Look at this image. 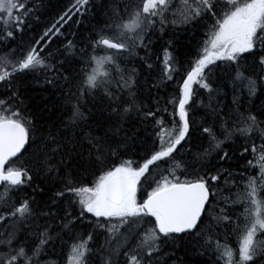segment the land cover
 Returning <instances> with one entry per match:
<instances>
[{
	"label": "snow or ice",
	"instance_id": "6c2138e0",
	"mask_svg": "<svg viewBox=\"0 0 264 264\" xmlns=\"http://www.w3.org/2000/svg\"><path fill=\"white\" fill-rule=\"evenodd\" d=\"M90 7V0H75L35 44L0 55V264H160L161 245L185 237L200 245L199 255L210 253L212 264H264V0H129L105 12L103 27L77 55L75 40H59L60 29ZM37 8L35 0H0V41L16 40ZM169 14L173 27L177 19L193 29L212 23L183 65L169 50L172 41L166 43L161 80L181 82L161 107V98L151 94L147 103L140 99L136 63L153 69L149 46L157 28L159 38L166 34ZM56 42L63 47L52 50ZM132 61L131 68L121 67ZM37 71L45 73L44 84L61 90L69 113L66 121L49 116L47 128L16 86ZM226 81L233 86V107L225 113L209 104L213 123L198 121L199 90L211 100ZM245 90L247 106L235 95ZM40 112L51 110L45 105ZM94 113L102 135L83 131ZM133 116L148 133L143 140L137 139L139 128L127 135ZM237 136L245 139L241 159L251 151L260 177H249L242 188L228 186L226 178L230 195L221 199L218 181L237 176L227 169L212 175L218 165L210 159L215 153L219 161L231 160L234 154L225 149ZM130 142L140 145L137 160L123 158ZM193 144L202 150L193 152ZM161 164L168 165V175L159 172ZM37 179L59 182L50 201L58 209L63 204V216L26 192ZM144 185L151 191L139 199ZM17 192L23 195L9 203ZM41 217L59 224H40ZM78 225L91 231L77 232Z\"/></svg>",
	"mask_w": 264,
	"mask_h": 264
},
{
	"label": "trees",
	"instance_id": "16d2710c",
	"mask_svg": "<svg viewBox=\"0 0 264 264\" xmlns=\"http://www.w3.org/2000/svg\"><path fill=\"white\" fill-rule=\"evenodd\" d=\"M28 2V0H25ZM75 2V0H35V3L38 5L36 11L33 12L31 18L28 21V26L25 27L23 33H16V40L3 42L0 41V55H3L7 51H11L12 49L17 48L18 45H23L27 47L29 44H35V41L40 38V36L45 32V30L54 24L59 17L71 7V5ZM129 0H90V4L95 5V7H90L89 10H81V12H77L72 16L71 20H68L67 23L63 25L60 29L63 33L60 36L59 40L64 41L67 40H75L76 48L74 52L79 55L81 49L88 43V41L95 36V33L103 27L100 21L106 19L105 12L107 11L109 15L111 14V9L116 5H123L124 3H128ZM179 3V0H177ZM103 4L104 7L101 8L100 5ZM123 12V7L119 9ZM171 14H169V23L166 28V34L160 37L159 28H157L156 34L152 37L154 43L149 46L150 51V61L153 63L154 67L152 70H147V66H141L142 62L136 63V67L141 72V75L138 77L139 83V91H140V99L144 102H149L145 100V97H148L151 94L152 98H161V107L164 106V101L170 99L177 89V85L179 82V77H175L173 80H161L162 70H163V49L166 46L168 41H172V47L169 49L173 55L180 61V65H183L186 60H191L193 55L197 52L198 47L202 45L203 41L206 39L205 33L209 30L212 21H208L206 25L202 24L197 26L196 29H193L188 26H184L177 19L176 26L173 27L171 24ZM63 23V22H62ZM55 39V38H53ZM43 46V45H41ZM52 50H55L57 47H63L58 42L52 44ZM88 51L91 53V49ZM103 54V53H101ZM47 55V52L44 53ZM126 55V54H125ZM139 56H145L146 53L143 49L138 50ZM133 62H127L126 64H121V67L131 68ZM179 66V65H178ZM77 68L80 65H76ZM44 76L45 73L43 71H37L36 73H29L26 76H23L21 79L17 81L16 86L20 90L21 98L24 100L25 104L28 106V111L37 115L38 123L43 122L45 124V128L49 126V116H51L52 120H59L61 115H63V119L66 121L69 117V113L65 111L64 98L62 96V92L60 89L52 88L50 85L44 84ZM175 76V74H174ZM159 84V87H153V85ZM41 85H43L41 87ZM198 87V86H194ZM3 91V89H0ZM201 96L197 98V104L200 105L195 112V118L200 121L203 120L207 124H212L214 120L212 108L208 107L211 104L216 108L217 111L228 112L230 108L233 107V99H234V91L233 86L230 82H225L224 84L219 85V92L213 93L212 99L209 100V95L207 92H204L203 89L199 90ZM235 95L241 96V99L246 103L247 92L244 91L241 94L239 91L235 93ZM256 105L261 103L260 100L255 101ZM45 105L51 110L50 113L41 114L40 109L44 108ZM55 106V107H54ZM169 112L172 111L171 105H168ZM87 114V113H86ZM43 115V120L41 121L39 117ZM167 119L170 121L171 117L167 116V113H164ZM98 114L94 113L91 117L89 124L84 126L83 131L85 133L91 131L93 134L102 135L103 132L97 128V120ZM178 119V118H177ZM128 129L127 135H133V128H139L140 131L136 133L138 140H143L147 137L148 133L144 131V125L138 124L136 122L135 116H133L132 120L126 125ZM53 131L55 129L53 128ZM217 131H219V123H217ZM257 146L259 145V140L256 141ZM139 143L132 144L129 143L130 151L126 153L123 157L125 159L137 160L139 155L142 153H138L137 149L139 148ZM150 146V141H149ZM204 146H207V142L205 141ZM245 139L243 137H234L232 140L227 142L226 149L232 155V159L229 161H219L216 158V154L214 153L212 158L210 159V163L213 165H218V169H214L211 173L212 175L216 174L217 170L227 169L233 175L237 176L235 181L232 180L231 177H228L227 174L221 177L218 181L220 189L222 191L218 192V197L223 198L224 196L230 195L228 191V186L233 183L239 184L241 188L247 182L249 177H254L257 180L260 177V167L256 159L253 158L251 151L245 153L246 158L241 159V153L244 151ZM191 150L196 152L199 149L195 144L191 146ZM31 149L29 153H25L24 158H28L30 155ZM222 154V153H221ZM252 161V166H248V161ZM142 162V161H140ZM168 165L161 164L159 172H162L163 175H168L167 171H163L167 168ZM159 172L157 173V178H159ZM177 175L180 176V179H185L184 175H180V170H177ZM243 176V179L239 177ZM191 178V177H188ZM228 180V186L225 185V179ZM92 179L91 176H88V181L90 182ZM39 186V187H37ZM155 185L152 184V187ZM60 187L58 181H43L37 179L31 187L26 189L28 194L35 197V200L40 204L41 207L44 206L45 202H48L51 206V210L53 212L59 211L60 216H63V204H61L60 209L57 208L56 205H51L50 197L53 192ZM42 188L43 191L39 189ZM33 189H36L34 192ZM142 193H138V198L143 199L146 198L147 192L151 191V187L148 185L143 186ZM236 189L232 190V194H234ZM4 192L3 186L0 189V193ZM23 193L17 192L14 195L9 197V203L15 202L19 196H22ZM66 204V201L64 202ZM35 207V205H34ZM238 211H242V208H239ZM235 218V217H233ZM40 224L50 223L52 225H58L59 220L51 221L45 217L40 218ZM7 227V225H5ZM4 231L3 227H0V233ZM75 231H91L90 228L85 226L78 225ZM224 229H220L221 239H223ZM183 235V234H182ZM71 243V241H69ZM200 243H203L201 241ZM229 243L233 246L237 243V237L235 235H231L229 239ZM59 251V248L57 249ZM203 251L199 244L192 242L190 238L185 237L183 240H178L175 243L169 241L168 243L161 245V255L159 257L160 264H212L213 258L211 254L199 255V252ZM50 257H45V259H49Z\"/></svg>",
	"mask_w": 264,
	"mask_h": 264
},
{
	"label": "water",
	"instance_id": "95a60500",
	"mask_svg": "<svg viewBox=\"0 0 264 264\" xmlns=\"http://www.w3.org/2000/svg\"><path fill=\"white\" fill-rule=\"evenodd\" d=\"M2 186H0V189H1ZM182 235V234H181Z\"/></svg>",
	"mask_w": 264,
	"mask_h": 264
}]
</instances>
